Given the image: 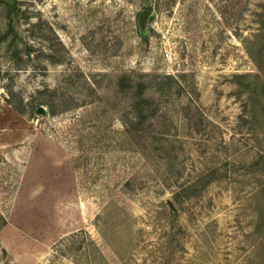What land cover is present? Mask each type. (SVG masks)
I'll return each mask as SVG.
<instances>
[{
	"label": "rangeland",
	"instance_id": "1",
	"mask_svg": "<svg viewBox=\"0 0 264 264\" xmlns=\"http://www.w3.org/2000/svg\"><path fill=\"white\" fill-rule=\"evenodd\" d=\"M14 7L0 2V264H264V97L234 82L257 74L264 0Z\"/></svg>",
	"mask_w": 264,
	"mask_h": 264
},
{
	"label": "trees",
	"instance_id": "2",
	"mask_svg": "<svg viewBox=\"0 0 264 264\" xmlns=\"http://www.w3.org/2000/svg\"><path fill=\"white\" fill-rule=\"evenodd\" d=\"M15 10L16 7L9 6L8 12L10 14ZM256 15L257 28L255 30V33L252 35V38L246 43V51L256 67L257 74L253 76L247 74L235 75L234 82L241 91L247 93L248 95H250V97H253L254 95H257V97H264V10H262L260 13H257ZM7 28L8 29L6 34L0 35V45L6 42L7 36L11 34L12 30H14V28L11 26L10 21ZM13 43H15V40H13ZM31 51L33 50L28 49L26 51V54H30ZM16 55L18 57L20 55V52H18ZM141 92L142 90L139 94L142 95ZM50 109L52 111V114H55L53 112L52 106ZM169 214L175 217L178 216L175 210H169Z\"/></svg>",
	"mask_w": 264,
	"mask_h": 264
},
{
	"label": "water",
	"instance_id": "3",
	"mask_svg": "<svg viewBox=\"0 0 264 264\" xmlns=\"http://www.w3.org/2000/svg\"><path fill=\"white\" fill-rule=\"evenodd\" d=\"M1 3L7 4L11 7L15 5V0H0ZM152 11L151 10H144L142 13H140L139 18H138V24L140 30H145L146 29V23L148 18L151 16ZM39 113L46 114L43 108L38 109Z\"/></svg>",
	"mask_w": 264,
	"mask_h": 264
}]
</instances>
